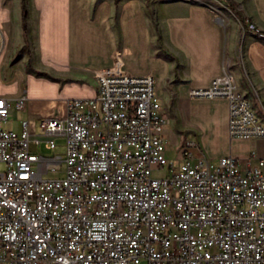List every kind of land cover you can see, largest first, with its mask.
<instances>
[{"label":"built area","instance_id":"1","mask_svg":"<svg viewBox=\"0 0 264 264\" xmlns=\"http://www.w3.org/2000/svg\"><path fill=\"white\" fill-rule=\"evenodd\" d=\"M189 1L224 23L228 0ZM95 79L92 97L69 99L38 132L25 119L19 131L3 128L10 101L0 96V264H264V157L211 159L185 139L175 164L150 66L125 65L118 49ZM188 97L225 99L230 138L264 137L226 65ZM58 136L63 154L37 151L55 149Z\"/></svg>","mask_w":264,"mask_h":264},{"label":"crops","instance_id":"2","mask_svg":"<svg viewBox=\"0 0 264 264\" xmlns=\"http://www.w3.org/2000/svg\"><path fill=\"white\" fill-rule=\"evenodd\" d=\"M24 7L26 33L22 0H0V96L10 101L2 123L15 120L19 131L25 119L38 132L41 118L63 117L69 99L95 94V71L119 49L125 65L150 66L162 114L167 106L180 112L204 154L264 157V139L228 136L225 99L188 97L226 65L264 122V38L239 25L247 19L264 32V0H228L225 23L189 0H25Z\"/></svg>","mask_w":264,"mask_h":264},{"label":"rangeland","instance_id":"3","mask_svg":"<svg viewBox=\"0 0 264 264\" xmlns=\"http://www.w3.org/2000/svg\"><path fill=\"white\" fill-rule=\"evenodd\" d=\"M215 13L217 14V12H215ZM244 21H248L250 23H253V22H251V21H249L247 19L240 20V22H239L240 28L243 31H248L247 29H243L241 27V23H245ZM224 23H225V19H224ZM256 28L259 29L257 26H256ZM248 32H250V31H248ZM261 32H263V31H261ZM155 87H157V75L156 74H155ZM240 88H241V86H240ZM251 88H252V86H251ZM242 91L245 93V91L243 89H242ZM256 92H257V94L259 96V92L257 90H256ZM253 93H254V91L252 90V94ZM260 93L262 94V91H260ZM163 115L165 117V124L163 126V133H164V136H165V139H166L165 155H166V158L169 161H173L175 164H178L179 162H181V158H182L181 157L180 147H181V144L183 143V141L185 139H194L197 142V138H198L199 134L196 131V129H194V127H191L189 124H184V120L182 119V116L180 115V112H174L173 110H171L167 106L165 108V110H163ZM16 124H17L16 121L13 120V121H10L8 123H1V126L3 128H6V129L16 130ZM183 138H185V139L184 140H181L182 141V143H181L180 142V139H183ZM258 138L264 139V137H258ZM55 141H56V144H57L56 147H55V149H48L42 143V144H40V146L37 147L38 148L37 151L40 154H42L43 156H45V157H51V156H55L57 154H60V155L63 154L65 152V146H64V144H65V138L64 137H61V136H58V137H56ZM197 144H199V143L197 142ZM199 145L202 146V143L200 142ZM253 149L257 151V148L255 146L253 147ZM262 149L264 150V143L262 144ZM200 150L202 151V149H200ZM204 155L206 157L210 158L208 156V153H205ZM167 172H168L167 168L166 167H163L162 169H156V170H154L153 171V175L154 176H164V175L167 174ZM54 175L55 174L49 173V174H44V177H49V176H54Z\"/></svg>","mask_w":264,"mask_h":264},{"label":"trees","instance_id":"4","mask_svg":"<svg viewBox=\"0 0 264 264\" xmlns=\"http://www.w3.org/2000/svg\"><path fill=\"white\" fill-rule=\"evenodd\" d=\"M24 2L25 0H22V28H23V32L26 33V11H25V7H24Z\"/></svg>","mask_w":264,"mask_h":264}]
</instances>
